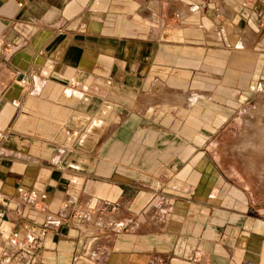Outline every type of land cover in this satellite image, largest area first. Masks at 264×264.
Instances as JSON below:
<instances>
[{
    "label": "crops",
    "instance_id": "0c3cea01",
    "mask_svg": "<svg viewBox=\"0 0 264 264\" xmlns=\"http://www.w3.org/2000/svg\"><path fill=\"white\" fill-rule=\"evenodd\" d=\"M257 117L264 0H0V264H264Z\"/></svg>",
    "mask_w": 264,
    "mask_h": 264
},
{
    "label": "rangeland",
    "instance_id": "374dc122",
    "mask_svg": "<svg viewBox=\"0 0 264 264\" xmlns=\"http://www.w3.org/2000/svg\"><path fill=\"white\" fill-rule=\"evenodd\" d=\"M250 113H251L250 111H248V112L245 113L246 119L247 120H250V121H254L253 118L249 115ZM256 120H257L258 125L260 123V125H261L260 127L261 128H259V129L262 131V134L264 135V118L261 119V118L257 117ZM216 146H217V150L218 151H221L222 150L221 149L222 148V145L221 144L216 145ZM218 162H219L218 164L220 166L226 167V164L229 163L231 166L235 167L236 171L238 169H240L241 171H246V172H250L251 171V168L250 167H252V165L254 163V161L252 159L245 160V161L244 160H239V159H233V160H222V161H218ZM245 178L249 180V183L248 184L251 187H254L255 186V183H254V178L255 177L253 176L252 173H249V175L245 176ZM89 249H90L89 250V252H90L92 250L91 246H90Z\"/></svg>",
    "mask_w": 264,
    "mask_h": 264
},
{
    "label": "built area",
    "instance_id": "2783aa9c",
    "mask_svg": "<svg viewBox=\"0 0 264 264\" xmlns=\"http://www.w3.org/2000/svg\"><path fill=\"white\" fill-rule=\"evenodd\" d=\"M18 191L19 192H22V188H18ZM30 195H34V192L33 191H31V192H29V196ZM40 196L41 197H44V194H40ZM18 235V232H14V233H12V236H14V237H16ZM33 240V237L32 236H30L29 238H28V241H32Z\"/></svg>",
    "mask_w": 264,
    "mask_h": 264
}]
</instances>
